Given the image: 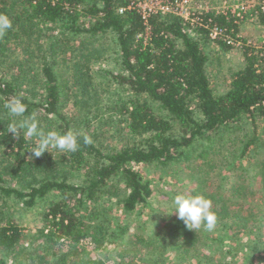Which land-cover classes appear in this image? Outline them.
I'll use <instances>...</instances> for the list:
<instances>
[{
	"label": "trees",
	"instance_id": "obj_1",
	"mask_svg": "<svg viewBox=\"0 0 264 264\" xmlns=\"http://www.w3.org/2000/svg\"><path fill=\"white\" fill-rule=\"evenodd\" d=\"M130 4L0 0L12 22L0 37V264H235L247 242V260L261 262L264 45L247 44L229 13L203 14L193 28L171 14L145 22ZM208 43L223 55L239 44L243 59L218 88ZM105 62L114 68L101 69ZM18 94L25 116L72 131L79 150L36 157L34 139L13 137L3 104ZM105 130L118 145L103 143ZM225 130L227 140L217 138ZM223 160L233 172L207 182ZM197 170L202 178L187 175ZM152 171L190 178L185 194L212 201L216 227L188 230L171 214L176 190L162 195L167 211L154 210ZM18 208L35 211L41 227L27 235Z\"/></svg>",
	"mask_w": 264,
	"mask_h": 264
},
{
	"label": "rangeland",
	"instance_id": "obj_2",
	"mask_svg": "<svg viewBox=\"0 0 264 264\" xmlns=\"http://www.w3.org/2000/svg\"><path fill=\"white\" fill-rule=\"evenodd\" d=\"M209 7H219L220 4L223 1H227L230 4L234 6L235 9H241V7H244V13L241 14L239 20L241 19V22L239 23V35L242 39L246 40L247 44H251L254 46H257L260 48L264 44V0H204ZM264 48V47H263ZM206 50L209 53V66H208V71L211 73L212 77V85L213 87H220V85L225 84L227 79H229L228 76L235 70H238L239 67L243 63V59L241 56V52L239 49V44L238 46H234V48L227 54H222L219 53L217 47L214 46L213 43H208L206 44ZM114 64L111 62H105L103 63L100 68L104 69H112L114 68ZM98 66L94 67V69H97ZM223 89V88H219ZM264 122V121H263ZM259 126L263 130V136H260L261 138L259 141H257L258 147H262L264 145V124L260 123ZM260 127H259V132H260ZM107 132V130H105ZM230 130H225L222 131L217 138L223 137L224 140H227L228 134ZM104 132L100 136V138L103 140L104 144H109L111 146H116L118 145V138H109L111 132ZM215 139V138H214ZM239 140V139H238ZM215 141V140H214ZM209 141H202L201 144L199 145L201 147H205L206 145H209ZM214 146V144H213ZM215 147V146H214ZM257 147V148H258ZM217 148V146L215 147ZM225 156L227 155L226 153L224 154ZM198 163V161H197ZM196 163V164H197ZM224 163V164H223ZM186 164V163H185ZM221 167L216 168L209 173V175L203 176L206 178L207 182L209 180H213L220 176H226L229 175V173L233 172L231 170V166H229V162L227 163L225 160L221 162ZM224 165V166H223ZM250 164H246V167L249 168ZM183 168V167H182ZM197 171L192 172L191 174L187 175H195L198 178H202V175L197 173ZM163 171H152L150 174H147V178L151 181L152 188L154 189V196L157 198V201L154 202L153 209H161L163 211H167L168 209L165 207V202L163 201V194L164 193H169V191L176 190L179 194H185L188 193V189L192 187V184L190 182V178L187 176H183L181 173H177V171H168L166 174ZM182 175V176H181ZM219 178V180H220ZM210 180V181H211ZM215 181V180H214ZM216 182V181H215ZM216 185V184H214ZM219 185V181L217 182V186ZM148 214L150 213L149 209ZM15 217L17 219V222L25 228V233L27 235H30L34 233L36 229L41 227L40 223V217L37 215L35 211H25L22 209H16L15 212ZM144 220V218H143ZM145 223L146 226L144 228V232L147 230L151 229V225L147 223V218H145ZM264 234V230H263ZM219 235H222V233H219ZM250 237V236H248ZM249 245L250 243L247 242L246 246V253L248 254L250 252L249 250ZM99 254V253H98ZM101 253L100 255H97L96 253L90 252L91 258H96L102 256ZM245 255V259H243V255L236 257L237 262H234L235 264H258L253 260H247V256ZM259 254L261 262L259 264H264V247H262V250L258 249L257 255ZM260 254L262 256H260ZM262 257V258H261ZM229 259L235 260V257H230ZM240 262V263H239ZM105 264H109L108 261Z\"/></svg>",
	"mask_w": 264,
	"mask_h": 264
},
{
	"label": "clouds",
	"instance_id": "obj_3",
	"mask_svg": "<svg viewBox=\"0 0 264 264\" xmlns=\"http://www.w3.org/2000/svg\"><path fill=\"white\" fill-rule=\"evenodd\" d=\"M12 22L7 15L0 14V37H3ZM12 123L8 125V132L13 137H19L21 133L29 139L36 141L31 153L40 157L45 152L58 151L61 154L75 153L79 150L78 137L72 131L61 133L56 130H47L42 127L35 114L25 116L27 105L23 102V94L11 97L3 104ZM83 144L90 145L91 137L84 135ZM171 214L181 220L188 230H200L201 228L212 231L217 225V215L212 210V201L202 195L176 194L171 200Z\"/></svg>",
	"mask_w": 264,
	"mask_h": 264
},
{
	"label": "built area",
	"instance_id": "obj_4",
	"mask_svg": "<svg viewBox=\"0 0 264 264\" xmlns=\"http://www.w3.org/2000/svg\"><path fill=\"white\" fill-rule=\"evenodd\" d=\"M130 7L135 9L141 16L142 20L147 22L148 18L153 15L171 14L181 18L189 23L193 28L195 26L203 27L200 17L208 12L221 14H231L232 17L240 18L244 12V7L235 9L232 4L223 1L219 7H209L204 0H130ZM241 20V19H240ZM204 28L209 30V37L214 40L219 38L216 29H209L207 25ZM234 46L238 44L232 43ZM264 45V44H263Z\"/></svg>",
	"mask_w": 264,
	"mask_h": 264
}]
</instances>
